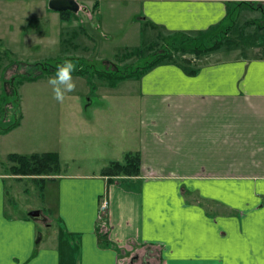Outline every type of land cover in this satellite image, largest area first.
<instances>
[{
  "label": "crops",
  "instance_id": "0c3cea01",
  "mask_svg": "<svg viewBox=\"0 0 264 264\" xmlns=\"http://www.w3.org/2000/svg\"><path fill=\"white\" fill-rule=\"evenodd\" d=\"M5 1L0 0V9ZM35 1L39 6L34 12L42 16L52 12L61 25L76 18L77 12L50 10V0ZM74 1L89 18L93 10L98 18L106 2L109 17L132 19L137 33L144 26L154 33L188 35L225 28L233 12L245 5L257 14L264 8V0ZM8 6L7 15L19 11ZM6 19L5 28L13 29ZM219 50L201 57L205 61L197 64L200 69L194 76L164 63L140 76L134 72L116 83L108 81L107 89L121 88L123 99L117 105L110 92L95 91L93 123L80 106L61 109L59 138H55L60 148L48 153H56L60 165L61 154L77 160L76 126L79 120L90 122L95 151L88 155L101 167L95 172L61 171L42 178L0 172V264H130L127 255L144 246L158 249L157 264H261L264 55L242 56L236 48L231 49L237 52L233 58L206 60ZM110 107L113 115L106 110ZM19 112L16 126L1 134L0 140L24 124L38 125L36 120L28 121L31 111L26 121L20 101ZM4 117L8 121L7 113ZM43 122L50 130L51 121ZM127 152L139 154V176L102 175L111 161H122ZM6 179L23 186V198L29 193L26 185H34L33 197L40 199V205L20 215L10 210ZM102 199L108 205L101 216ZM47 204L54 212L44 208ZM32 211L41 214L43 233L38 220L28 216ZM99 233L105 238H99Z\"/></svg>",
  "mask_w": 264,
  "mask_h": 264
},
{
  "label": "rangeland",
  "instance_id": "374dc122",
  "mask_svg": "<svg viewBox=\"0 0 264 264\" xmlns=\"http://www.w3.org/2000/svg\"><path fill=\"white\" fill-rule=\"evenodd\" d=\"M7 4L9 8L19 11L7 15L5 13ZM38 6L35 0H6L3 9H0V18H2L0 19V135L13 125L16 126L20 117L19 101L25 111L26 121L27 113L31 111L32 116H29L28 121L36 120L38 124L36 127H28L24 124L0 140V172L10 176L19 175L12 174L10 170L12 164L7 160V154L48 153L60 148L59 140L55 141V138H59L56 127L61 109L70 111L79 109L80 106L82 113L89 116L88 120H92L93 123L95 105H97L93 95L95 91L101 93L113 91L107 89L108 81L116 83L117 76L139 73L138 71L149 63L160 58L166 47H172V41L177 42L180 39L175 34H166L159 30L154 33L153 30H146L144 26L140 33H137L132 24L135 21L132 19L129 21L111 19L106 2H102L98 18L95 10L90 11L91 18L80 10L76 18H72L65 25L59 24L52 16V12L46 16L34 12ZM243 7L244 9H236L233 12L225 23V28L213 33L216 35L214 42H221V49L213 55L206 56L207 61L222 56L233 58V54L237 52L231 49L236 48L238 54L242 56L255 58L264 55V47H259L264 44V8L261 14H257L256 10ZM253 7L256 8L255 5ZM5 18L13 29L5 28ZM108 22H111L110 26L105 24ZM179 57L195 60L194 55L185 54L183 51L176 54V58ZM65 60H71L76 65L74 72L77 73L72 76L76 90L67 93L64 101L58 103L51 96L52 90L48 79L56 72L57 65ZM204 61V58H201L194 63L200 64ZM45 68L48 70L47 73L41 74L37 82L23 80L29 74L38 75ZM120 89L110 92L117 105H120L123 99ZM106 103L108 105V102ZM133 107L132 101L131 108ZM125 108H129L127 101ZM106 110L113 115L111 107ZM6 113L8 121H3ZM134 116L135 114L132 113V117ZM115 117L118 118V115ZM45 120L47 123L51 121L50 130L49 125L45 129L43 122ZM89 125L90 122L79 120L76 126L78 135L75 139L80 155L73 161L68 160L65 154H61L62 165L58 172H95L101 167L95 161H90L88 155L95 151V137ZM15 183L13 180H5L7 206L9 205L10 210L20 215L29 209L37 208L40 199L33 197L34 185H26L29 193L23 198L21 192L23 186ZM44 208L54 212L48 204ZM40 212L48 216L45 211L40 210ZM42 221L38 220L37 224L40 233L45 229ZM128 260L133 264H145V261L148 264H157L156 261H161L158 249L149 246L127 255V262Z\"/></svg>",
  "mask_w": 264,
  "mask_h": 264
},
{
  "label": "trees",
  "instance_id": "16d2710c",
  "mask_svg": "<svg viewBox=\"0 0 264 264\" xmlns=\"http://www.w3.org/2000/svg\"><path fill=\"white\" fill-rule=\"evenodd\" d=\"M230 6L231 5H228L229 10ZM234 6L236 5L234 4ZM251 8L254 7L252 6ZM175 35L180 38L179 41H172V47H166L160 58L149 63L146 67L139 71L138 76L142 75L152 67L164 63L175 64L179 66L186 74L194 76L200 69V67L196 63H194L195 60L201 58L206 53L221 49V42H214V38L216 37V35L214 34L196 33L194 35H188L184 33H176ZM182 51L185 54L194 55L195 60L191 61L183 57L176 58V54H180ZM47 71L48 70L45 68V70H43L38 75L31 76L29 74L23 80L28 82L36 81L41 77V74H43L44 72L47 73ZM127 77H132V75L119 76L116 77V79H123ZM13 127L14 125L10 128ZM7 160L12 164L10 170L14 175L43 177L55 176L59 173L58 170L60 168V161L56 153H34L30 155L9 154L7 155ZM139 173L140 157L138 153L132 152L125 153L122 161H111L102 170V175L110 178L121 176L134 177L139 176ZM98 236L99 238H105V235L100 234ZM130 264H133V262L131 261ZM145 264H148V262L145 261Z\"/></svg>",
  "mask_w": 264,
  "mask_h": 264
},
{
  "label": "clouds",
  "instance_id": "9594fccd",
  "mask_svg": "<svg viewBox=\"0 0 264 264\" xmlns=\"http://www.w3.org/2000/svg\"><path fill=\"white\" fill-rule=\"evenodd\" d=\"M76 71V65L71 60H65L57 65L56 72L48 79V84L52 90V98L62 103L67 93L76 90V83L73 80L72 72Z\"/></svg>",
  "mask_w": 264,
  "mask_h": 264
},
{
  "label": "water",
  "instance_id": "95a60500",
  "mask_svg": "<svg viewBox=\"0 0 264 264\" xmlns=\"http://www.w3.org/2000/svg\"><path fill=\"white\" fill-rule=\"evenodd\" d=\"M49 9L54 12L69 11L76 13L79 11V5L74 0H50L48 3ZM28 216L33 220H41V214L38 211H32Z\"/></svg>",
  "mask_w": 264,
  "mask_h": 264
},
{
  "label": "built area",
  "instance_id": "2783aa9c",
  "mask_svg": "<svg viewBox=\"0 0 264 264\" xmlns=\"http://www.w3.org/2000/svg\"><path fill=\"white\" fill-rule=\"evenodd\" d=\"M107 201L103 200L101 203V207H100V212L101 214H105L106 210H107Z\"/></svg>",
  "mask_w": 264,
  "mask_h": 264
},
{
  "label": "snow or ice",
  "instance_id": "6c2138e0",
  "mask_svg": "<svg viewBox=\"0 0 264 264\" xmlns=\"http://www.w3.org/2000/svg\"><path fill=\"white\" fill-rule=\"evenodd\" d=\"M261 264H264V261H262Z\"/></svg>",
  "mask_w": 264,
  "mask_h": 264
}]
</instances>
